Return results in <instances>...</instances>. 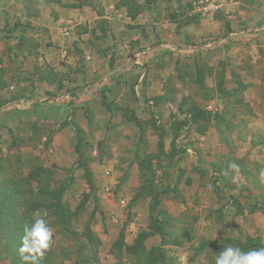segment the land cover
Here are the masks:
<instances>
[{
	"label": "rangeland",
	"instance_id": "374dc122",
	"mask_svg": "<svg viewBox=\"0 0 264 264\" xmlns=\"http://www.w3.org/2000/svg\"><path fill=\"white\" fill-rule=\"evenodd\" d=\"M14 1L0 15V264H23L36 210L53 229L45 264L264 248V0Z\"/></svg>",
	"mask_w": 264,
	"mask_h": 264
},
{
	"label": "clouds",
	"instance_id": "9594fccd",
	"mask_svg": "<svg viewBox=\"0 0 264 264\" xmlns=\"http://www.w3.org/2000/svg\"><path fill=\"white\" fill-rule=\"evenodd\" d=\"M229 169L239 172V165L230 164ZM46 210L32 213L30 222L23 227L18 253L23 264H39L50 249L53 229L47 220ZM215 264H264V248L243 251L239 247L226 246L215 255Z\"/></svg>",
	"mask_w": 264,
	"mask_h": 264
},
{
	"label": "crops",
	"instance_id": "0c3cea01",
	"mask_svg": "<svg viewBox=\"0 0 264 264\" xmlns=\"http://www.w3.org/2000/svg\"><path fill=\"white\" fill-rule=\"evenodd\" d=\"M9 1L10 0H0V15H1V17L3 18V17H6L7 19H8V16H9V14H12V12H13V7L12 6H10L9 5ZM12 2H15L14 0H11ZM37 2H38V4H40V5H42L43 4V6H45V2H44V0H36ZM28 2H29V0H20V7L23 9V10H25L26 9V5L28 4ZM42 3V4H41ZM95 13V12H94ZM75 16H77V15H75ZM97 16V15H96ZM25 18V17H24ZM77 18V17H76ZM80 18H82V17H80ZM215 130L217 131V132H220V128L218 127V128H215ZM202 139H203V137H202ZM251 139V138H250ZM255 144H256V146H258V148H260V147H262V148H264V146L262 145V144H258L257 143V141H255V140H253V139H251ZM223 144L222 145H224V146H226V142H222ZM264 150V149H263ZM254 214H256L255 212L254 213H252L251 214V216H253ZM254 217H255V215H254ZM255 219V218H254ZM97 241H99V239L97 240ZM113 247H116V243L114 242V244H113Z\"/></svg>",
	"mask_w": 264,
	"mask_h": 264
},
{
	"label": "trees",
	"instance_id": "16d2710c",
	"mask_svg": "<svg viewBox=\"0 0 264 264\" xmlns=\"http://www.w3.org/2000/svg\"><path fill=\"white\" fill-rule=\"evenodd\" d=\"M77 91L76 90H73V91H70V93L71 94H74V93H76ZM16 223V232H18L20 235H21V232H22V227H21V225H23V223H21L20 222V220L19 221H17V222H15ZM15 232V233H16ZM21 237V236H20ZM17 240H19V239H17ZM139 240L140 239H136V241H135V244L134 245H132V246H128V247H126V250L130 253H135L136 251H138L139 249H140V247L138 246V245H140L141 244V241L139 242ZM44 261H46L45 260V257H43V263H44ZM45 264V263H44Z\"/></svg>",
	"mask_w": 264,
	"mask_h": 264
},
{
	"label": "water",
	"instance_id": "95a60500",
	"mask_svg": "<svg viewBox=\"0 0 264 264\" xmlns=\"http://www.w3.org/2000/svg\"><path fill=\"white\" fill-rule=\"evenodd\" d=\"M119 69H115L113 71H110L108 74H106L105 76H108V75H112L113 73L117 72ZM105 76L103 78H105Z\"/></svg>",
	"mask_w": 264,
	"mask_h": 264
}]
</instances>
